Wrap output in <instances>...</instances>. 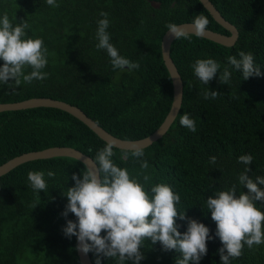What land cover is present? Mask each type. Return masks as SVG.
Here are the masks:
<instances>
[{"label":"trees","instance_id":"16d2710c","mask_svg":"<svg viewBox=\"0 0 264 264\" xmlns=\"http://www.w3.org/2000/svg\"><path fill=\"white\" fill-rule=\"evenodd\" d=\"M0 0V18L7 12L15 26L26 20L30 27L24 38H42L48 49V64L42 70L47 79L22 82L10 89L0 82V103H15L34 97L65 101L81 108L112 135L140 140L153 134L164 122L173 101V82L163 61L161 42L169 23L193 22L196 15L209 19L207 28L229 35L215 21L200 0ZM221 14L239 30V38L226 47L206 38L189 34L175 39L173 58L184 82L181 109L169 130L151 146L140 149L138 161L132 151L114 147V163L133 175L141 172L146 160L150 176L146 190L157 184L169 185L181 196L176 206L189 218L205 224L215 237L216 223L206 200L218 191L237 185L238 193L247 192L238 177L245 168L249 176H264V75L243 80L242 73L227 63V57L240 51L251 52L254 63L264 73V0H211ZM108 13L107 32L119 54L139 69L113 70L106 50L96 45L97 21ZM214 59L222 72H231L229 84L219 82L220 73L203 85L191 65L198 59ZM0 60V67L3 66ZM25 74L31 68L24 69ZM9 83H14L9 81ZM221 93L216 99H204L208 91ZM188 113L195 121L192 132L180 123ZM107 142L70 113L49 107L0 112V165L24 153L49 147H73L95 159ZM92 151L89 152L88 149ZM134 151V150H133ZM127 153L125 159L121 157ZM252 155L251 165L238 163L241 155ZM215 156L216 163H210ZM56 173L48 178L47 171ZM45 172L47 193L40 198L30 188L28 173ZM84 171V163L71 157L34 160L0 176V264H81L76 251L77 238L68 239L62 229L69 213L61 215L68 201L63 190L73 187V173ZM141 182L143 178L141 176ZM264 188V186H261ZM257 207L264 211V205ZM181 233L187 222L177 220ZM106 235V233H102ZM218 237L207 243L208 252L200 264H221ZM140 264H175L180 254L164 252L157 243L145 241ZM95 264L96 256L89 253ZM102 264H116L104 258ZM131 264V262H130ZM230 264H264V244L244 247Z\"/></svg>","mask_w":264,"mask_h":264},{"label":"clouds","instance_id":"9594fccd","mask_svg":"<svg viewBox=\"0 0 264 264\" xmlns=\"http://www.w3.org/2000/svg\"><path fill=\"white\" fill-rule=\"evenodd\" d=\"M47 5L59 7L56 0H46ZM97 21V49L106 50L113 70L139 69V63H133L122 57L118 49L110 43L107 32L110 21L107 12H101ZM209 19L204 14L195 16L191 24L194 34L206 36ZM30 25L26 20L13 26L5 12L0 18V82L10 89L22 82L32 83L34 80L47 79L48 73L42 71L48 64V49L44 47L42 38H24ZM168 34L174 39L187 38L188 32L183 25L169 23ZM236 56L227 57V63L240 71L243 80L253 76L264 75L259 65L254 63L251 52L240 51ZM31 68L29 74L24 69ZM194 75L203 85H207L219 72V82L229 84L231 72L227 67L221 72V65L214 59H198L191 65ZM13 81L14 83H9ZM221 93L208 91L204 99H216ZM182 126L192 132L196 131L195 121L188 113L180 118ZM114 144L107 143L100 149L91 164L84 163V171L73 173V187L63 190L67 205L61 215L67 220L69 213L74 214L76 221L67 220L62 231L71 239L77 238L76 251L84 254L94 253L95 264H102L104 258L115 259L116 264H140L145 259L141 249L145 241L155 246L159 243L164 252L175 250L180 254L175 264H200L207 255V243L218 237L222 247L218 250L221 264H230V260L241 256L245 246L252 249L254 245L264 244V211L257 207V202L264 205V176H249L251 169L246 167L238 177L242 189L238 193L237 185L218 191L206 200V207L216 223L215 237L210 236V229L196 219L189 218L186 212H178L177 205L181 196L174 193L167 184H157L150 190L146 185L150 176L144 174L149 168L146 160L140 161L141 172L133 175L127 168L114 163ZM92 151L91 148L88 149ZM138 161L144 155L136 149L131 153ZM125 153L121 159H125ZM216 157L210 163H216ZM252 155H241L238 163L251 165ZM48 178H54V171H47ZM141 176L143 182H141ZM30 188L40 198V192L47 193L45 172L30 171L28 173ZM187 222V230L181 233V225L177 220ZM106 233V235H102Z\"/></svg>","mask_w":264,"mask_h":264},{"label":"water","instance_id":"95a60500","mask_svg":"<svg viewBox=\"0 0 264 264\" xmlns=\"http://www.w3.org/2000/svg\"><path fill=\"white\" fill-rule=\"evenodd\" d=\"M200 2L210 12L215 21L230 33L227 35L207 28L206 36L203 38L209 39L226 47L233 46L239 38L238 28L221 14V12L211 0H200ZM151 5L155 8H160L161 2L152 0ZM191 24L192 22H185L177 25H183L188 32V35H195L193 29L191 28ZM174 41L175 39L170 34H168L167 30L162 38L161 50L163 61L170 73L173 82L174 95L172 105L161 126L153 134L146 138L140 140H126L116 137L100 126L94 119L89 117L81 108L65 101L47 97H34L15 103H0V112L31 109L37 107L56 108L70 113L72 116L83 122L105 142L113 143L114 147L116 148L129 151L147 148L163 137V135L169 130L170 126L175 121L183 103L184 82L173 58L171 57V47ZM54 157H71L81 161L82 163L88 164H91L92 160H94L92 157L73 147H49L39 151L24 153L0 165V176L9 173L19 165L26 162L50 159ZM77 253L81 264H94L89 253L86 256L78 251Z\"/></svg>","mask_w":264,"mask_h":264}]
</instances>
